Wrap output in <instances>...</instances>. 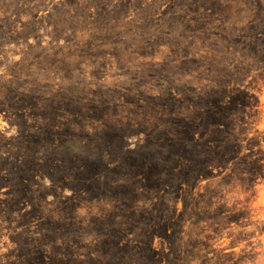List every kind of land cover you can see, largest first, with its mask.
<instances>
[{
    "label": "rangeland",
    "instance_id": "1",
    "mask_svg": "<svg viewBox=\"0 0 264 264\" xmlns=\"http://www.w3.org/2000/svg\"><path fill=\"white\" fill-rule=\"evenodd\" d=\"M0 264H264V0H0Z\"/></svg>",
    "mask_w": 264,
    "mask_h": 264
}]
</instances>
